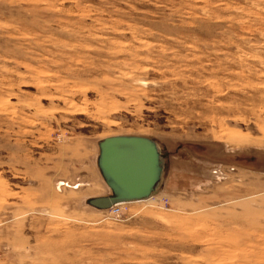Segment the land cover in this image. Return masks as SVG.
I'll return each mask as SVG.
<instances>
[{
	"label": "rangeland",
	"instance_id": "1",
	"mask_svg": "<svg viewBox=\"0 0 264 264\" xmlns=\"http://www.w3.org/2000/svg\"><path fill=\"white\" fill-rule=\"evenodd\" d=\"M113 137L163 161L119 216ZM0 264H264V0H0Z\"/></svg>",
	"mask_w": 264,
	"mask_h": 264
},
{
	"label": "water",
	"instance_id": "2",
	"mask_svg": "<svg viewBox=\"0 0 264 264\" xmlns=\"http://www.w3.org/2000/svg\"><path fill=\"white\" fill-rule=\"evenodd\" d=\"M99 169L112 196L98 200L111 206L142 200L156 192L163 170L158 145L147 138L113 137L99 143Z\"/></svg>",
	"mask_w": 264,
	"mask_h": 264
},
{
	"label": "built area",
	"instance_id": "3",
	"mask_svg": "<svg viewBox=\"0 0 264 264\" xmlns=\"http://www.w3.org/2000/svg\"><path fill=\"white\" fill-rule=\"evenodd\" d=\"M126 204H122V203H118V204H115L113 206H111V211L110 213L113 215V216H119L121 215L122 213V207L125 206Z\"/></svg>",
	"mask_w": 264,
	"mask_h": 264
},
{
	"label": "bare ground",
	"instance_id": "4",
	"mask_svg": "<svg viewBox=\"0 0 264 264\" xmlns=\"http://www.w3.org/2000/svg\"><path fill=\"white\" fill-rule=\"evenodd\" d=\"M153 195H154V193H153L152 195H150L149 197L144 198V199H142V200L132 201V202H124V204L129 205V203L132 204V203H135V202H141V201H144V200L147 201V199L150 198V197H152ZM100 200H102V199H100ZM122 204H123V202H122Z\"/></svg>",
	"mask_w": 264,
	"mask_h": 264
}]
</instances>
